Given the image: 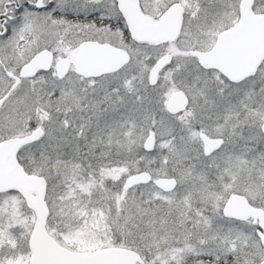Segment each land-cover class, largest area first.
I'll return each mask as SVG.
<instances>
[{"label":"rangeland","instance_id":"1","mask_svg":"<svg viewBox=\"0 0 264 264\" xmlns=\"http://www.w3.org/2000/svg\"><path fill=\"white\" fill-rule=\"evenodd\" d=\"M96 2L101 3V0ZM106 2L108 7L112 6L108 0ZM238 2L140 0L144 12L153 8L157 11L155 15L173 4L183 8L177 40L155 45L125 42L118 33L107 35V31L89 27L86 38L79 40L78 24L64 15L56 16L53 11L38 14L27 10L20 16L21 34L0 41V58L9 72H17L33 54L43 49L53 51L54 60L67 56L73 61L79 41L94 40V37L99 42L113 43L130 55L129 63L119 73L99 79H81L71 71L58 80L52 67L33 80L22 81L0 109V140L22 137L36 127L44 131L38 142L23 147L19 154L25 161L27 173L46 180L45 200L49 202L51 213L47 221L53 231L61 235L62 227L71 220V214L65 213V197L57 194L65 173L81 182L83 164L96 169L112 161L117 163V174L121 175L120 195L133 199L134 192L124 189L123 182L130 175L126 174L128 168L136 169V162L141 160L139 172L146 171L152 176L150 184L138 185L144 195L156 192L153 181L157 178L176 181L175 189L161 198L162 207L146 212L133 199L128 215H124L120 233L123 236L133 233V238L135 233L125 229V224L134 228L136 212L143 211L149 218L146 221L153 233L146 244L145 239L140 244L148 248L142 252L146 264H180L184 256L177 258L174 252L181 251L187 255L184 264H258L261 261L256 226L251 220L225 219L221 210L231 194H239L252 206L264 210V135L261 133L264 74L259 89L257 81L252 80L239 88L221 90L219 82H211L191 59L194 51L206 48L205 38L200 35L197 40L194 38L196 26L216 24L217 15H231ZM256 2L264 12V0ZM65 4L68 3L64 0H55L57 10ZM70 35L75 38L69 40ZM163 54L171 57V65L160 73L157 84L149 87L148 72ZM11 85L12 81L0 70V98ZM176 91H182L188 99L187 112L179 118L165 111L166 101ZM194 114L203 120L205 134L224 140L222 148L208 157L203 156L201 142L193 129L186 139L169 143L178 135L179 120H188ZM150 131L154 133L155 146L146 153L143 143ZM111 193L108 189L97 190L89 195L85 205L96 200L101 202ZM1 214L0 211V229L4 226ZM89 231L94 230L86 234L92 237L94 233ZM162 235L169 241L168 249L155 263V252H151L154 249L150 246ZM184 242L187 247L182 246ZM244 247L249 250L248 257L241 253ZM0 249L6 250V246L1 243ZM192 255L194 259H190Z\"/></svg>","mask_w":264,"mask_h":264},{"label":"water","instance_id":"2","mask_svg":"<svg viewBox=\"0 0 264 264\" xmlns=\"http://www.w3.org/2000/svg\"><path fill=\"white\" fill-rule=\"evenodd\" d=\"M251 0H241L239 4V20L235 26L222 33L218 38L214 52L209 54L195 53L199 62L208 67L213 62L218 64V50L225 49L222 57L221 71L231 82H239L254 73L255 68L264 60V14L253 15L250 9ZM117 8L126 18L130 34L136 41L173 42L176 40L180 24L182 8L172 5L157 22H153L140 14L137 0H116ZM129 61L126 51L109 44L84 42L80 45L75 59V71L84 78H97L119 71ZM52 62V54L47 50L39 52L24 64L18 77L7 73L14 80L10 90L0 98V108L10 93L20 84L22 79H31L39 71H47ZM167 55L159 58L150 68L147 84L154 87L160 71L168 64ZM69 68V61L60 59L56 62V76L63 78ZM187 98L177 91L166 101L165 111L174 114L185 109ZM264 133V124L261 126ZM44 135L42 128L37 127L22 137H12L0 141V194L17 193L25 207L33 214V224L28 240L30 252L28 264H138L140 255L131 249L109 247L90 252H76L61 246L46 229L49 208L45 200L46 180L34 174L26 173L18 163L17 154L23 147L36 143ZM204 155L218 151L222 139H211L200 135ZM155 136L150 131L143 143V150L153 151ZM152 182L149 172L142 171L130 174L123 182L124 189ZM154 186L167 193L176 187L174 179L157 178ZM224 218L243 221L252 219L257 225L255 235L262 249V258L258 264H264V211L252 207L239 194H231L222 207Z\"/></svg>","mask_w":264,"mask_h":264},{"label":"trees","instance_id":"3","mask_svg":"<svg viewBox=\"0 0 264 264\" xmlns=\"http://www.w3.org/2000/svg\"><path fill=\"white\" fill-rule=\"evenodd\" d=\"M191 129H193L194 134L198 131L195 128L181 125L177 128V137H175L176 135L173 136L172 139L169 140V143H174V141L176 142L180 138L186 139L187 136H189ZM17 160L26 172V169L24 168L25 161L20 154L17 155ZM116 164L117 163L110 161L96 169L83 164L80 167L81 172L83 171V173H81V179L83 178L81 182L77 181L78 179H75V177H67L68 173H65L62 178L65 177L66 180L64 179V182L62 183L61 178L57 194L60 195V198L62 196L65 197V213L68 216L71 214V220L62 227L61 235L53 231L47 221V232L61 246L72 251L90 252L108 247H123L137 251L140 255L139 263L146 264L147 260H144V254H142V252L148 251V248L140 244L144 239L146 244L150 239L148 236L153 233V229H150L149 224L146 221L149 220V218L141 210L143 213L136 212L133 215V219L136 222L134 223V228L125 224V229H128L129 231L132 230V232L135 233L134 238L133 233L130 236H123L120 233V230L123 229V224L125 223L123 218L124 215H128L129 204L133 199H136L135 201L140 203L143 210L150 212L153 207H162L161 198L164 197L166 193L157 189L151 196L149 193L144 195V193L141 192L143 189H141L140 186H135L129 189V191L134 192L135 198L131 199L121 196L118 191L119 178L121 175L117 174L118 166ZM135 165L136 169L128 168L127 175L133 174L137 171L139 172L141 170L142 161L140 160L136 162ZM74 183L80 184V186L86 185V187L77 188ZM90 186L94 187V189H91ZM102 189L112 190L111 195L109 197L105 195L101 202H99L100 200L97 201L94 195V200L96 201L89 206L85 205L86 201L90 198L89 195L91 196V194H94L97 190ZM75 197H78V199H74ZM47 203L49 205L48 201ZM62 203H64V201H62ZM0 211L2 213L1 215L4 217V226L0 229V244L2 243L6 246V250L2 251L0 249V264H28L30 257L28 240L32 229L31 212L25 207L21 197L14 192L0 194ZM50 215L51 213L49 214V217ZM88 230H94L89 231L94 233L92 237L86 235ZM63 234L65 236H63ZM107 243L110 244L106 245ZM168 243L169 241H165L163 235L161 238H156L152 242L150 247L154 249L151 252H155L153 253L155 263H157L158 256L161 257L162 253L168 249ZM182 246L187 247L185 242L182 243ZM174 253L177 258H182L184 256L182 251ZM241 253L245 257L249 256V250L245 247L241 249ZM180 264L184 263L181 262Z\"/></svg>","mask_w":264,"mask_h":264},{"label":"flooded vegetation","instance_id":"4","mask_svg":"<svg viewBox=\"0 0 264 264\" xmlns=\"http://www.w3.org/2000/svg\"><path fill=\"white\" fill-rule=\"evenodd\" d=\"M103 1L104 0H101V3L100 2L97 3L96 0L95 1L94 0H64V3L67 2L68 4H65L62 8H58L59 10H57V7L55 5V0H2L1 5H0V41L1 40H7V38L11 37L12 35L21 34L22 31H20V29L18 28L19 21H20L19 18L27 10H30L31 12L38 13V14L47 13V12H50V11L52 12L53 11L52 13L55 14L56 16L57 15H64V17L67 20L73 21L74 23L78 24V28H79L78 29V33H79V36H80L79 40H80V38L81 39L82 38H86V34H87L86 32H87V28L88 27L92 28V29H100L102 31H107V35L110 34V33H118L120 35L121 40L125 41V42L135 41L137 43H146V44L155 45V44L173 43V42H175L177 40L176 39L173 42H162V41H160V42H147V41L140 42V41H136L130 34V28H129V25H128V22H127L126 18L124 17L122 12L117 8L116 0H108L110 2V4H112V6H110V7L107 6L106 0L104 2ZM240 1L241 0H239L236 8L233 9V13L231 15L229 13H225V14L222 13L221 15H217L218 19L216 21V24H208L207 26L198 25V26H196V29L194 31V32H196V35H194V38H196V40H197V36L198 35H200L201 37L205 38V40H206V48L202 49V50H196V51H194L191 54L192 55L191 59L193 60V64H194V66L197 69H199L200 71L205 73L208 76V79L211 82H213V81L219 82L218 88L221 89V90L232 88V87L239 88V86H242L244 83H246L248 81H252V80L253 81H257V86H256L257 89H259V87L262 84L261 75L264 74V60H262L260 62V64L255 68V71H254L253 74L244 77L239 82H231L224 75V73L221 71V68L225 67L224 65L221 64L222 63V57H223V54L225 52L224 48H221L220 50H218V54L220 55V56H218V58H219L218 64H215L216 62L215 63L213 62V65L211 64L208 67H204L199 62L198 57L195 56V53H203V54L206 53V54H209V53L214 52L216 44H217V41H218V38L221 36V34L226 32V31H228V30H230V29H232L235 26V24L238 22V20H239V4H240ZM250 3H251L250 9H251V12H252L253 15L256 16V15L264 14L262 9L257 7L256 0H251ZM58 5H60V4H58ZM180 7L182 8L181 5H180ZM137 8H138V11L140 12V14L142 16L147 17L148 19H150L153 22L159 21L161 19V17L166 13V11L169 9L168 8L166 11H164L162 13H158L157 15H155L157 13V11L152 8L151 10H149L150 13L149 12L146 13V12H144L143 8H141L140 0H137ZM60 10H62V12H59ZM182 15H183V8H182V12H181V24H182ZM221 17H223V18H221ZM181 24H180V29H181ZM180 29H179V34H180ZM179 34H178V36H179ZM69 37H70V38H68L69 40L70 39H74L75 35H74V37H71V35ZM93 39L94 40L83 39V40L79 41V43L77 45V48H76V52H75L73 61H72V59H70L67 56H64V57H61V58H59L57 60H54V58L56 56L55 53L53 51H51L50 49H43V50H47V51L51 52V54H52V62H51L49 70H47V71H39V72H37L35 77H33L31 79H22L20 81V84H21L22 81L33 80V79H35L36 77H38L42 73H48L49 71H51L52 67L54 69L55 77H56V79H58L57 76H56L55 67H56V62L58 60H60V59H66V60L69 61L68 71H67L66 75L63 78H65L71 71H73V73L77 77H79L81 79H85V80L86 79H99V78H102V77H107V76H110V75L117 74L129 63L130 55H129V53L126 50H124L123 48L115 46L113 43H110V42H99L95 37ZM88 41L89 42H96L98 44H109V45H111V46H113L115 48L122 49V50L126 51L128 56H129L128 63L125 64L119 71H117V72H115L113 74L102 75V76H99L97 78H84V77L78 75L76 73V71H75V59H76V56H77V52H78V49H79L80 45L82 43L88 42ZM15 44H17V41H16ZM43 50H40L37 53L33 54L24 64L29 62V60L32 57H34L35 55H37L39 52H41ZM165 55L166 54H163L162 56H165ZM167 56L169 57V62L160 71V73L166 67L171 65V62H172L171 61V57L169 55H167ZM23 65H21V67ZM20 68L18 69L17 72H13V73L9 72L7 67H6V65H5V63L0 58V70H1V72H3L5 74V76L10 81H12V84L14 83V80L12 78H9L7 76V73H10L13 76L18 77ZM160 73L158 74L157 81L159 79ZM63 78L58 79V80H62ZM10 88H9V90H10ZM185 97H186V95H185ZM187 106H188V99H187V105H186L184 110H182L180 112H177V113H174V114H170L168 112H166V113L169 116H171V117H178L179 118L180 116L184 115L187 112L186 111ZM202 121L203 120L200 119L199 116L194 114L188 120H185V119L181 118L179 120L178 124L189 126V127H192V128H195V129L198 130L197 134H198L199 140H200L201 145H202V154H203V156L208 157V156L212 155L215 152H213L210 155H204V153H203V143H202V140L200 138V135L204 134L206 137L211 138V139H222V138L210 137L207 134H205L204 133L205 132V130H204L205 126L201 123ZM261 133L264 135V133L262 132V128H261ZM3 140H5V139H1L0 141H3ZM33 144H35V143H33ZM223 145H224V140H223ZM225 202L226 201H224V203ZM224 203H223V205H224ZM252 207H254V206H252ZM255 208H258V207H255ZM221 213H222V210H221ZM225 219H227V218H225ZM248 220H251L252 224L255 225L256 229H257V225L253 223L252 219H248ZM244 221H247V220L237 221V222H244ZM189 252L190 251H188V253ZM194 257H195V255H192V258L190 257V259H194ZM184 259H187V255H184V257L182 258L181 261L183 263H185Z\"/></svg>","mask_w":264,"mask_h":264}]
</instances>
